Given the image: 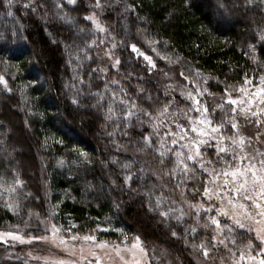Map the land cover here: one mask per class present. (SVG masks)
Here are the masks:
<instances>
[{"label": "trees", "instance_id": "1", "mask_svg": "<svg viewBox=\"0 0 264 264\" xmlns=\"http://www.w3.org/2000/svg\"><path fill=\"white\" fill-rule=\"evenodd\" d=\"M120 1L104 9L102 17L116 36L120 63L103 73L95 50L99 34L86 20L96 0L73 5L0 0V74L11 90L0 84V177L7 184L22 182L12 197L0 198V229L22 225L37 212L50 216L65 237L91 234L124 243L139 236L143 244L169 248L191 264L183 253L190 240L185 218L175 219L179 210L170 219L150 210V199L161 194L164 209H177L176 196L161 187L168 177L159 176L160 181L152 172L158 154L144 147L143 137L152 128L139 124L135 115L130 124L105 119L107 103L116 90L117 97L137 105L138 115L141 107L171 101L161 77L131 51L139 33L157 42V50L185 75L206 80L212 94L242 84L245 73L255 83L264 74V0ZM9 49L19 58L8 61ZM98 93L103 106L97 105ZM14 116L29 130L36 155L46 161L43 188L36 175L25 176V167L37 172L36 159L17 154L8 124ZM152 139L157 141L155 135ZM13 200L18 207L5 206Z\"/></svg>", "mask_w": 264, "mask_h": 264}, {"label": "snow or ice", "instance_id": "2", "mask_svg": "<svg viewBox=\"0 0 264 264\" xmlns=\"http://www.w3.org/2000/svg\"><path fill=\"white\" fill-rule=\"evenodd\" d=\"M67 2L74 4L75 0H67ZM96 6L100 7V0H96ZM8 15H12L11 11ZM87 19L92 20L98 30H104L93 17H87ZM260 39L264 40V32L260 34ZM151 43L157 42L152 41ZM130 47L132 52L143 55L144 59L155 67L152 58L142 53L136 44ZM8 52L11 53L7 56L8 61L19 58L13 50L9 49ZM2 55H4V49L0 48V56ZM119 63L117 59L116 64ZM181 75L183 76V73ZM184 79L188 80L189 77L185 76ZM191 83L194 91L181 93L191 101L187 110L173 109L172 101H165L155 108L151 104L147 108L141 107L138 115L135 112L137 105L124 97H117L116 90H113L107 103L105 119L121 120V122L130 124L135 115L139 124L147 122L152 128V134L143 137L144 147L155 150L159 163L165 167V176L176 181V188L182 186L187 188L189 180H195L198 176L204 177L199 187L195 185L192 187L193 194H199L204 199L196 203L191 201L188 203L197 219H204L201 227L210 229L212 232L206 237L207 244L202 240L199 245L206 259L209 258L211 249L223 246L232 257L231 264H249V262L264 264V247L259 248L258 258L253 253L251 241L244 243L243 247H238L234 235H226L233 231L226 220L232 221L240 228H244L245 225L238 217L252 218L255 213V216L264 220V149L256 148L251 152L248 150L252 147L253 139L257 143L264 139V133L260 132V128L264 127V74L259 76V84H253L248 74L245 73L243 83L238 86L227 85L223 89V95L211 109L200 98L207 89H202L201 82L197 79L191 80ZM203 83L206 84L207 81ZM0 84L8 89L7 80L2 74H0ZM233 92H238L239 95L233 96ZM95 95L98 96L97 105L103 106L104 96L99 93ZM73 103L77 101L73 100ZM217 111L220 113L219 118L216 117ZM193 112L198 115H190ZM241 118L245 123L256 127L255 136L246 137L240 134L239 120ZM226 127L234 130L232 134H226ZM152 135L158 136L159 140L154 142ZM207 148H213L214 152L209 154L205 151ZM130 178V176L125 177L126 182ZM18 186L22 187L19 179L7 184L3 177H0V198H3L5 194L12 197L17 192ZM163 204V194L158 196L154 202L151 199L149 201L150 210L157 212L164 219L172 218L177 209L172 207L164 209ZM5 206L10 209L18 207L14 200L6 203ZM179 211L180 215L175 217L178 223L183 221L185 215L183 209ZM202 213L205 215L202 216ZM190 230L193 233L197 231L195 227ZM49 231L55 237L61 229L53 224L51 229L45 228V232ZM66 231L71 233V229ZM172 235L176 236L177 233L173 231ZM4 237L23 240V237L11 231L0 234V240ZM47 239V235L29 237L30 241H46ZM65 239H82L85 242H91L94 246L104 244V242H98L97 238L91 234L81 237L72 233ZM125 239H127L126 236ZM257 239L264 244V236L259 232H257ZM61 242L63 243L64 240ZM229 244L237 250L232 251ZM131 247L139 248L141 252L147 254L139 236L133 238ZM94 264H100L99 260H96ZM134 264H141V262L135 261Z\"/></svg>", "mask_w": 264, "mask_h": 264}, {"label": "rangeland", "instance_id": "3", "mask_svg": "<svg viewBox=\"0 0 264 264\" xmlns=\"http://www.w3.org/2000/svg\"><path fill=\"white\" fill-rule=\"evenodd\" d=\"M64 1L68 3L67 0ZM121 4L122 1L120 0H105L100 4V7H96L93 12L86 16V20L90 22L95 32L99 34V37L96 40V43L98 44L95 46V50L100 59V70L103 73H106L109 69L116 70L119 65L116 64L118 57L115 53L117 39L113 34V31L109 28L108 24H110V22H106L102 18L105 13L104 9L118 5L120 6ZM87 17H93L104 30H98L96 24L93 23L92 20L87 19ZM138 35L137 38H139L137 39V47L142 53H145L152 58L155 63V67L149 64V62L144 59L143 55L135 53L136 56L141 58L150 71L161 77L163 89L166 94L170 95L173 109L187 110V106L191 104V101L187 99L186 95H182L181 93H186L189 90L194 91L191 83V80L193 79H197L201 82L202 89H207L206 85L197 77H189L185 75L173 59L157 50L156 44L147 40L143 33H139ZM181 73H183V76ZM185 76L189 77V79L185 80ZM253 84H259V78ZM1 85L5 91L9 92V87L8 89H5L4 85ZM232 95L236 96L239 95V93L233 92ZM221 96L222 95L212 94L207 89V91L204 92L203 96L200 98L211 109ZM190 115L196 116L198 113L193 112L190 113ZM219 116L220 113L217 111L216 117L219 118ZM16 117L14 116L13 118L10 117L8 119V124L11 129V138L15 141L14 143L17 147L16 152L17 154L21 152L25 157H33L34 160L36 159L35 162L37 165V172L35 171L34 173L31 170L28 171V168L25 167V176L29 179H34L36 175V179H38V182H40L41 187L43 188L45 184L43 175L46 168V161L43 158H39L38 154L36 155V150H34L32 148L33 146H31V136L29 130L27 128H23L21 121L19 120V122ZM181 122L185 123L186 121ZM239 125L240 134L246 137L256 135L257 129L253 124H247L241 118L239 120ZM233 131L234 130H231L230 127H226L225 129L226 134H232ZM260 132L264 133V127L260 128ZM156 139L158 141L159 137L156 136ZM169 147L173 146L169 145ZM256 148L264 149V139H262L259 143L253 139L252 147L248 150L251 152ZM205 151L211 154L214 152V149L207 148ZM160 166V163H156V165L154 164L152 172L155 177L165 175V167L161 168ZM197 179L200 180H189L187 182V188L183 186L176 188L175 180L165 179L164 188L168 186V192L176 196V200L173 201L174 206L177 210L183 209L185 213L183 218H185L186 221V230H188L187 234L190 236V240H185L183 253H186L185 255L191 264H231L232 257L223 246L211 249L210 256L207 259L204 257L202 250L199 247L202 240L207 244L206 237L210 236L212 232L210 229H204L201 227L204 224V219H197V217L193 214V210L189 207V201L196 203L197 201L204 199L199 194H193V185L199 187L200 181L203 180L204 177L198 176ZM157 180L163 181L164 179ZM170 182L171 186L168 185ZM42 195V197L45 196L44 193ZM203 215L205 214L202 213V216ZM238 218L242 223H244L245 227L240 228L232 221L226 220V223L233 230L232 233H226V235H234L237 240L238 247H243L244 243L251 241L253 245V253L259 258V248L264 247V244H261V241L257 239V232L264 236V220L255 216V213H253L252 218L246 219L243 216ZM257 221L260 222L258 223ZM53 224L55 223L52 221L50 216L41 215L37 212H31L28 214L26 221L22 225L9 226L0 229V234L11 231L23 237L22 241L13 240L11 237H4L3 240H0V264H61V262L62 264H94L96 260H99L100 264H125L126 261L127 264H134L135 261H140L141 264H185L184 259L182 258L183 260H181L178 254L174 253L169 248H165L160 245L142 243V247L147 253L145 255L139 250V248H132L131 242L115 243L97 240L98 242H104V244L94 246L91 242H85L82 239H65L66 237L61 232H58V234L53 237L50 231L45 232V228L47 227L51 229ZM56 226L60 229L58 225ZM193 227L197 229L196 233L191 232L190 229ZM153 230L154 232L156 231L154 228ZM40 235H47L48 239L46 241L29 240V237ZM62 240H64L63 243L61 242ZM229 247L232 248V251L237 250L236 247H233L231 244H229ZM178 252L180 253V251ZM249 264H255V262H249Z\"/></svg>", "mask_w": 264, "mask_h": 264}]
</instances>
